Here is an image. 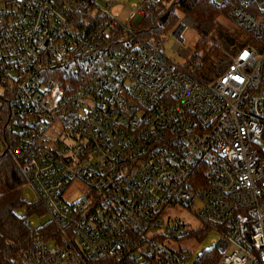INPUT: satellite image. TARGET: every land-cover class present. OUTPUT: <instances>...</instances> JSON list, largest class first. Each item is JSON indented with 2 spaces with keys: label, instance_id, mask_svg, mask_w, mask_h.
Listing matches in <instances>:
<instances>
[{
  "label": "built area",
  "instance_id": "2783aa9c",
  "mask_svg": "<svg viewBox=\"0 0 264 264\" xmlns=\"http://www.w3.org/2000/svg\"><path fill=\"white\" fill-rule=\"evenodd\" d=\"M172 1L122 21L116 0H0V152L53 224L12 210L27 228L14 264H186L168 242L191 232L217 233L196 264H264V0H209L254 39L211 83L189 71L185 23L182 65L142 33Z\"/></svg>",
  "mask_w": 264,
  "mask_h": 264
},
{
  "label": "trees",
  "instance_id": "16d2710c",
  "mask_svg": "<svg viewBox=\"0 0 264 264\" xmlns=\"http://www.w3.org/2000/svg\"><path fill=\"white\" fill-rule=\"evenodd\" d=\"M177 10L191 16L195 23V29L200 35V39L196 43L197 49L191 58V60L197 58L198 61L195 66L190 67V73L202 80L211 79V74L214 78L217 77L225 69L230 55L239 46L234 44L233 40L228 39L226 45L209 49L206 48L207 43L205 42L207 41L204 38L211 34L217 24L218 17L224 16L233 20L232 13L228 9L215 7L209 0H173L169 6L149 7L143 20L142 33L157 40L159 34L166 31L177 20L174 15ZM165 13H167L165 20L160 22V18ZM228 44L233 45L232 49L228 48ZM228 49L229 54L226 55ZM24 182L13 159L8 154L0 152V264H14V259L17 257L16 250L25 245L27 241V228L24 226L23 220L15 216L12 210L24 207L29 215L32 213L43 214L41 205L27 203L23 199ZM45 228L53 231V224L47 221ZM191 235L193 232L189 234V236ZM9 241L12 242V246H8L7 242ZM217 258L218 255L215 251L206 252L199 257L198 264H213Z\"/></svg>",
  "mask_w": 264,
  "mask_h": 264
},
{
  "label": "rangeland",
  "instance_id": "374dc122",
  "mask_svg": "<svg viewBox=\"0 0 264 264\" xmlns=\"http://www.w3.org/2000/svg\"><path fill=\"white\" fill-rule=\"evenodd\" d=\"M139 1L140 0H116V3L113 8H111V11L116 14L118 19L124 21L128 17L129 6H134ZM168 1L169 0H165V4H167ZM126 5L128 7H125ZM174 15L175 17H177V20L173 24H171L166 29V31L160 33L157 39L162 40L161 45L166 55H168L169 57H173L177 63L182 65L186 62V59L178 54L173 47L176 40L175 30L181 25L182 22L186 24L187 27L183 29L182 37L184 39L183 42L185 46H188L192 49V56L193 51L197 49L196 43L200 39V35L195 29V23L191 16L186 13L180 12L179 10H177L176 13L174 12ZM204 39L205 41H207L205 42L207 43L206 48L209 49L215 46L226 45V43H228V39L233 40V43H236L237 46H240L241 44L254 43V39L246 31H244L239 25H237L231 18H226L224 16L218 17L215 28L213 29L211 34ZM228 46L229 49H232L233 45L228 44ZM229 49L226 51V55L229 54ZM210 77L212 78H205L204 81L211 83L215 80L213 74H211ZM82 188L83 186H79L78 184L76 186V192L80 193L82 191ZM22 195L28 201L35 200L37 198V194L31 186H25L23 188ZM71 198L72 195H65V199L67 201H71ZM16 210L23 214L25 208L19 207L16 208ZM172 213L173 217L181 219V221L186 222L188 226L196 227L199 225V221L197 220V218L184 206H178L174 208ZM30 219L34 222V225H39L42 223H46L49 220V217L46 214L40 215L38 213H35ZM216 238L217 233L210 232L202 239L197 238L193 235L179 239L171 238L168 242V245L174 250L182 249L187 251L189 257L186 261V264H196L198 256L205 250L211 248L214 245V239Z\"/></svg>",
  "mask_w": 264,
  "mask_h": 264
},
{
  "label": "snow or ice",
  "instance_id": "6c2138e0",
  "mask_svg": "<svg viewBox=\"0 0 264 264\" xmlns=\"http://www.w3.org/2000/svg\"><path fill=\"white\" fill-rule=\"evenodd\" d=\"M248 55H249V53H248L247 51H245V52L243 53V56H244V57H247ZM234 79L241 80L240 77H234Z\"/></svg>",
  "mask_w": 264,
  "mask_h": 264
},
{
  "label": "water",
  "instance_id": "95a60500",
  "mask_svg": "<svg viewBox=\"0 0 264 264\" xmlns=\"http://www.w3.org/2000/svg\"><path fill=\"white\" fill-rule=\"evenodd\" d=\"M166 16H167V13H165L164 15H162V17L160 18V22H163L165 20ZM12 206H13V204H12Z\"/></svg>",
  "mask_w": 264,
  "mask_h": 264
}]
</instances>
